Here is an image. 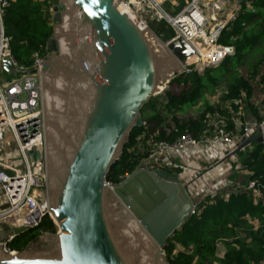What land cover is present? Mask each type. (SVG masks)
Wrapping results in <instances>:
<instances>
[{"label":"water","instance_id":"obj_1","mask_svg":"<svg viewBox=\"0 0 264 264\" xmlns=\"http://www.w3.org/2000/svg\"><path fill=\"white\" fill-rule=\"evenodd\" d=\"M51 3L40 86L46 200L58 230L13 254L0 244V264H169L165 240L193 214L179 176L144 161L119 183L105 174L142 124L141 107L184 73L194 50L140 28L114 0ZM260 143L264 122L229 156ZM23 230L0 223V243Z\"/></svg>","mask_w":264,"mask_h":264},{"label":"trees","instance_id":"obj_2","mask_svg":"<svg viewBox=\"0 0 264 264\" xmlns=\"http://www.w3.org/2000/svg\"><path fill=\"white\" fill-rule=\"evenodd\" d=\"M50 7L51 0H9L4 11V25L10 37L12 55L18 63L30 65L33 53L45 50L52 34ZM172 35L169 28L166 36H159ZM218 41L234 46V54L227 55L214 68H205L201 73L191 71L173 77L172 81L182 86L177 95L165 92L161 100L150 97L140 110L142 124L133 127L121 156L105 174L107 182L119 183L124 175L133 172L145 159L148 142L173 141L183 132L201 137L206 127V115L219 111L227 117L232 116L225 108L226 104L241 98L243 93L247 109L257 118L256 109L249 100L253 95L264 94V55L253 63H247L245 75L240 73V67L246 64L247 55L264 42V0H251L250 8L243 4ZM214 71L220 72L215 74ZM224 75L229 82L218 102L212 104L205 99V95L218 85ZM199 102L200 108L195 117L177 118ZM232 109L236 110L233 104ZM232 125L227 120L228 130L232 129ZM240 164L242 169L250 172L249 180H255L264 187V144H253ZM161 168L172 171L165 166ZM197 208V212L184 221L174 236L165 240L163 250L169 264L259 263L264 256V202L261 199L254 202L250 193L229 186L219 190L215 196H206ZM55 230L54 222L46 215L37 226L16 234L7 245L19 251L42 232ZM218 244L224 250L221 257L217 254Z\"/></svg>","mask_w":264,"mask_h":264},{"label":"built area","instance_id":"obj_3","mask_svg":"<svg viewBox=\"0 0 264 264\" xmlns=\"http://www.w3.org/2000/svg\"><path fill=\"white\" fill-rule=\"evenodd\" d=\"M165 2L177 5L175 0H114L116 6L121 5L135 14L137 19L132 20L139 27L151 28V21L157 17L159 22H164L172 30L170 40L182 37L189 43L194 55L184 65V72L203 71L215 66L227 55L234 54V46L221 44L218 39L226 26L235 20L243 4L250 8L251 0H232V3L231 0H224L228 7L231 4V9L225 12L223 0H212V11L204 0H187L182 9L172 14L162 6ZM8 3L9 0H0V72L13 76L10 81L0 77V205H6L0 209V223L26 229L37 226L46 215L51 218L46 200L40 86L43 53L49 51L45 48L44 51L33 53L30 65L17 62L12 55L10 37L4 25V11ZM263 98L264 94L260 93L249 100L256 109L257 118L247 109L243 93L241 98L226 104L225 108L232 116L227 117L219 111L206 115V127L201 137L183 132L173 141L148 142L147 155L143 161L150 168H161L169 154L188 148L199 149L206 143L218 142L236 148L244 136L262 126ZM232 104L236 110L232 109ZM227 120L233 124L230 130L227 129ZM29 151L33 152L34 161H31ZM229 186L250 193L254 202L260 199L264 202V187L249 179L244 184L223 183L210 195L215 196L219 190ZM202 202L203 199L193 203V214ZM13 237L10 235L6 242L0 243L4 251H16L7 245ZM257 264H264V256Z\"/></svg>","mask_w":264,"mask_h":264},{"label":"crops","instance_id":"obj_4","mask_svg":"<svg viewBox=\"0 0 264 264\" xmlns=\"http://www.w3.org/2000/svg\"><path fill=\"white\" fill-rule=\"evenodd\" d=\"M253 144H251V149ZM232 147L218 142L206 143L199 149L188 148L169 154L160 167L172 169L179 176L193 203L205 200L223 183L244 184L250 172L242 169L237 154L229 156Z\"/></svg>","mask_w":264,"mask_h":264},{"label":"rangeland","instance_id":"obj_5","mask_svg":"<svg viewBox=\"0 0 264 264\" xmlns=\"http://www.w3.org/2000/svg\"><path fill=\"white\" fill-rule=\"evenodd\" d=\"M187 0H175V2L177 3V5L172 6V4L170 2H165L163 3V7L168 10L171 14L175 13L176 11L182 9L185 5ZM224 2V0H223ZM204 3H207V7L210 9V11H212V0H204ZM232 3V0H231ZM230 4V3H229ZM231 9V4L228 7L227 2H224V6H223V12L228 11ZM51 14L53 13L52 8H49ZM159 20L157 17H155V20L151 21L150 26L152 24L153 27V31L155 33H158L157 35H163L166 36L169 33V28L164 24H158ZM161 22V21H160ZM53 24V23H52ZM164 24V25H163ZM151 27V28H152ZM264 55V42H262L257 49H254L253 51H251L246 58V64L240 67V73L245 75L246 72L248 71V67H247V63H253L257 58H259L260 56ZM215 66H212L211 68H214ZM262 68H264V64L262 65ZM199 73L203 72V71H198ZM215 74H218L220 71H214ZM0 77L4 78L8 81H10L13 76H8L6 73H4L3 71L0 72ZM229 80L227 78L226 75H224L222 78H220V82L218 83L217 86H215L210 92L208 91L205 95V99L214 104L216 102H218V100L220 99L221 94L225 91L226 86L228 84ZM264 87V86H263ZM182 89V86L180 84H178L176 81H172V79L169 82H166L165 84H163V90L161 91V93L157 96H155L157 99L161 100L162 97H164V93L165 92H169L171 94H175L177 95ZM162 96V97H161ZM161 97V98H160ZM200 104L201 102H199L198 104H196L195 106H192L190 108H187L185 110V112L177 115V118L179 120L181 119H186V118H192L195 117L197 115V112L200 108ZM169 122V121H168ZM171 123V122H170ZM250 146L245 147L244 149L240 150L239 152H237L236 156L239 157V159L244 158L248 151L250 150L249 148ZM241 162V160H240ZM57 230V228H56ZM55 230V231H56ZM218 256L221 257L222 254L224 253V250L222 248L221 244H218Z\"/></svg>","mask_w":264,"mask_h":264},{"label":"bare ground","instance_id":"obj_6","mask_svg":"<svg viewBox=\"0 0 264 264\" xmlns=\"http://www.w3.org/2000/svg\"><path fill=\"white\" fill-rule=\"evenodd\" d=\"M117 7H118L119 10H121L122 12L127 13L131 19H133V20H136V19H137L136 16H135V14H134L133 12L129 11L128 9L123 8L121 5H118ZM140 28H143V27H140ZM159 89H160V91L163 90V84L159 86ZM12 254H13V253H12Z\"/></svg>","mask_w":264,"mask_h":264},{"label":"flooded vegetation","instance_id":"obj_7","mask_svg":"<svg viewBox=\"0 0 264 264\" xmlns=\"http://www.w3.org/2000/svg\"><path fill=\"white\" fill-rule=\"evenodd\" d=\"M49 52H50V51H49ZM49 52H48V53H49Z\"/></svg>","mask_w":264,"mask_h":264}]
</instances>
